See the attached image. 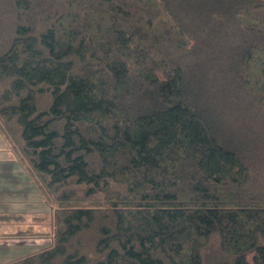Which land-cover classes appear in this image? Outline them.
Listing matches in <instances>:
<instances>
[{"label":"trees","instance_id":"16d2710c","mask_svg":"<svg viewBox=\"0 0 264 264\" xmlns=\"http://www.w3.org/2000/svg\"><path fill=\"white\" fill-rule=\"evenodd\" d=\"M0 134L54 208L5 264H264V0H0Z\"/></svg>","mask_w":264,"mask_h":264},{"label":"crops","instance_id":"0c3cea01","mask_svg":"<svg viewBox=\"0 0 264 264\" xmlns=\"http://www.w3.org/2000/svg\"><path fill=\"white\" fill-rule=\"evenodd\" d=\"M0 137H2L1 134ZM11 152L12 155L8 158L0 157V264L35 252L37 248V241L34 240L35 235L28 234L25 238L17 234L22 232V228L19 227L20 219L23 217L20 197L27 195L26 191L22 190V183H26V186L30 187L29 192L37 193V189L36 185H33L31 180L26 178V174H22V165L26 166L17 160L13 151ZM27 224L31 232L35 233L36 229L32 226L36 224ZM16 225L18 228L15 227ZM46 237L52 240L51 235ZM15 238H23L25 242L21 244ZM48 242L50 241L48 240Z\"/></svg>","mask_w":264,"mask_h":264},{"label":"rangeland","instance_id":"374dc122","mask_svg":"<svg viewBox=\"0 0 264 264\" xmlns=\"http://www.w3.org/2000/svg\"><path fill=\"white\" fill-rule=\"evenodd\" d=\"M11 151L12 150L10 148V145L3 139V137H0V157L1 156L3 158L10 157L12 155ZM22 174L23 175L26 174V178L30 179L33 185L34 184L37 185V182L35 181V178L32 175V172L28 168L24 167L23 165H22ZM37 186H36L37 193H32L31 191L29 192L30 187L26 186V183H22V190L26 191L27 195H22V198L20 197L21 199L20 206L23 210L21 214L23 217L22 219H20L21 221L19 223L21 224L19 225V227L22 228L23 234L26 235V236L22 235L23 237L26 238L28 234L35 235L34 240L37 241L36 250H39L41 249V247L43 248L51 242L50 238L46 236H48V231L51 232L54 230L53 228L54 208L46 203L45 197H43L41 189L37 188ZM27 223L36 224L32 226V228L36 229L35 233L31 232ZM15 227L18 228L17 225ZM45 237L46 239L44 240ZM30 238H33V237H30ZM15 239L19 240L18 242L21 244L25 242L23 238H15ZM48 240L50 242H48ZM7 262H9V260H7Z\"/></svg>","mask_w":264,"mask_h":264}]
</instances>
